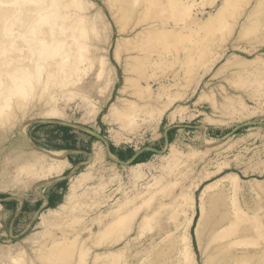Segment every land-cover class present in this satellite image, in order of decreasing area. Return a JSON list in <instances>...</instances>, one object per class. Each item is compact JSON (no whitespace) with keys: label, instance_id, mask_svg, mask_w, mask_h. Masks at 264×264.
Wrapping results in <instances>:
<instances>
[{"label":"rangeland","instance_id":"rangeland-1","mask_svg":"<svg viewBox=\"0 0 264 264\" xmlns=\"http://www.w3.org/2000/svg\"><path fill=\"white\" fill-rule=\"evenodd\" d=\"M55 1L70 58L0 94V264H264V0Z\"/></svg>","mask_w":264,"mask_h":264},{"label":"bare ground","instance_id":"bare-ground-1","mask_svg":"<svg viewBox=\"0 0 264 264\" xmlns=\"http://www.w3.org/2000/svg\"><path fill=\"white\" fill-rule=\"evenodd\" d=\"M47 1H49V4L48 6H45ZM55 3L57 4L55 0H0V94L5 93V95L9 97L11 94H13L11 93L12 88H15V90L17 88L22 89L26 83H31L32 81H34V78L37 80L38 78L40 79V74L42 73L41 70L43 67L42 61L43 60L46 61L50 58V60L54 62L56 60V56L61 58L62 54H59V52L63 50L65 47H67L66 45H69L68 42H66L68 39H66L65 41V39L59 38L60 33H59V37L57 38L56 30L57 28H59L60 29L59 32H63V30L61 31V27L63 26L60 27L57 24V19L58 17H60L61 14L60 15L57 14L58 8L57 6H55ZM121 5L122 4H120V6ZM70 16H72L71 13L69 16L68 15L66 16L65 14L64 17H70ZM82 27L84 28V26ZM83 28L82 30L85 29V32H86V29L89 28V25L88 27L84 29ZM83 32L84 31L80 32L79 36H81V33L83 35L87 33L86 32L84 34ZM79 36H73V37H70V39L71 38L75 39V37L80 38ZM82 38L83 37L81 36V39ZM81 39H78V40H81ZM83 40L82 42L81 41L79 42L80 45H78V43L76 42L77 46L73 45V48L74 47L77 49L78 47L81 48V44L83 43ZM87 48H88V45H87ZM87 48L85 45L82 50L84 51V49H87ZM71 50L73 51V49ZM79 50L77 51L79 52ZM62 52H65V54L63 53V56L66 55L67 54L66 48H65V51L63 50L60 53ZM71 54H74V53H71ZM68 55L69 53L67 54V56ZM29 57L30 58L32 57L33 59L28 61L27 59H29ZM68 57L70 58V56ZM52 58H54V60ZM60 58H57V59L59 60ZM67 58L62 57L61 59L62 61H57V62H63V61L67 62L69 59ZM66 59L67 61H65ZM57 62H56V64H58L56 65L57 68L60 67L63 69V67L61 66H63L64 62L62 65L61 63H57ZM46 64L47 63L45 62L44 65ZM13 67L16 69L15 72L12 69ZM67 68L69 70L68 66ZM31 76L34 78L30 82L29 77ZM6 99L7 98H2L0 101L6 100ZM9 99L10 98H8V100ZM114 110L115 108H111V111H114ZM53 113H52V116L55 115L54 111ZM106 118H109V114L106 115ZM174 152H175L174 150H171V153H174ZM35 160H36V163L33 164V167L31 168L30 172H32V175L33 174L38 175V176L40 175L41 177L42 176L43 177H54V176L61 175L65 171L66 166H67V161H66L67 159H65V157L63 156L61 157L59 156V154H54L51 152L46 153L45 157H39V158L36 157ZM72 192H73V188H71V193ZM213 210L214 212L215 211L218 212V202L217 201L214 203ZM213 214H216V213H213ZM221 219L225 220V217L222 216L219 220ZM223 221L221 220V223ZM200 226L202 227L203 225L201 224ZM201 234H202L201 228L199 227V229L197 230V235L199 236V238Z\"/></svg>","mask_w":264,"mask_h":264},{"label":"crops","instance_id":"crops-1","mask_svg":"<svg viewBox=\"0 0 264 264\" xmlns=\"http://www.w3.org/2000/svg\"><path fill=\"white\" fill-rule=\"evenodd\" d=\"M71 153L72 152H69L68 154V156H67V160H68V164L69 165H72V166H76V165H74L76 162L74 161V160H72L71 161V158L73 157L72 155H71ZM78 153H81V151H78L77 152V154ZM77 167V166H76ZM67 178L66 177H62V178H60L59 180H56L54 183H53V186L55 185H58V184H60V182H62V181H64V180H66ZM48 197H50V199H52V201L53 200H55L54 199V197L53 196H50L49 194L47 195V196H45L43 199H41V200H39V202L38 203H36V204H34L33 206H32V213H36L41 207H43V205L45 204V201H47V203H46V205L45 206H48L49 205V199H48ZM19 199H15V198H10V201H9V203H11V204H16V207L14 206L13 207V209H12V213H11V220H10V224L11 225H13V227H14V225H17L16 223H17V221H18V219L22 216V215H24V214H26L27 213V209H28V206H29V204L24 200V201H18ZM6 201V198H5V196H0V204L1 205H3V204H8L7 202H5ZM15 201H16V203H15ZM5 202V203H4Z\"/></svg>","mask_w":264,"mask_h":264},{"label":"water","instance_id":"water-1","mask_svg":"<svg viewBox=\"0 0 264 264\" xmlns=\"http://www.w3.org/2000/svg\"><path fill=\"white\" fill-rule=\"evenodd\" d=\"M99 137H100L101 140H103V141L105 142V144H106V148H107V150L109 151V150H110V148H109V142H107L106 140H104L101 136H99ZM144 150H145V149H143V150L137 152V153L134 155V157L132 158V160H134L135 158H137L138 155H139L141 152H143ZM151 150H153V151H155V152H158V153H162L161 151H157V150H155V149H151ZM118 162L121 163V164H128L127 162H124V161H121V160H119Z\"/></svg>","mask_w":264,"mask_h":264}]
</instances>
